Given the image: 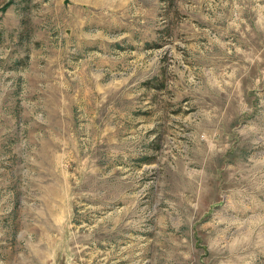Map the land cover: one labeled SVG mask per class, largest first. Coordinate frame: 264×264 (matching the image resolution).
<instances>
[{
	"label": "rangeland",
	"instance_id": "1",
	"mask_svg": "<svg viewBox=\"0 0 264 264\" xmlns=\"http://www.w3.org/2000/svg\"><path fill=\"white\" fill-rule=\"evenodd\" d=\"M0 264H264V0H0Z\"/></svg>",
	"mask_w": 264,
	"mask_h": 264
}]
</instances>
